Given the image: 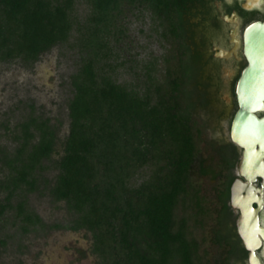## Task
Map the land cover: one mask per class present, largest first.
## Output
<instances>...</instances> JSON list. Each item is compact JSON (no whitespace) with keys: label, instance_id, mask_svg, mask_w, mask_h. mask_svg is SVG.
Listing matches in <instances>:
<instances>
[{"label":"trees","instance_id":"obj_1","mask_svg":"<svg viewBox=\"0 0 264 264\" xmlns=\"http://www.w3.org/2000/svg\"><path fill=\"white\" fill-rule=\"evenodd\" d=\"M78 1L87 8L81 20L74 8ZM196 1L0 0V62L32 65L57 45L80 53L70 79L62 155L51 160L57 128L49 119L30 113L17 124L12 136L17 146L0 159L6 171L0 179V222L12 211V224L21 232L45 228L26 206L28 194L44 191L70 215L65 225L49 228L90 233L98 264H197L198 244L189 237L185 218L175 216L196 155L186 105L196 92L186 89L197 83L189 75L197 55L186 58L184 51ZM123 2L148 11L159 35L179 50L174 73L168 65L159 81L148 68L142 91L113 77L124 66L114 46L123 34L116 24ZM45 162L57 171L52 181L42 176L49 169ZM145 169L146 177L132 184ZM197 171L209 173L200 163ZM215 242L229 246V258L245 259L227 235L217 233Z\"/></svg>","mask_w":264,"mask_h":264},{"label":"rangeland","instance_id":"obj_2","mask_svg":"<svg viewBox=\"0 0 264 264\" xmlns=\"http://www.w3.org/2000/svg\"><path fill=\"white\" fill-rule=\"evenodd\" d=\"M79 20L86 15V5L81 1L75 4ZM116 24L123 34L114 44L124 66L113 75L118 83H126L142 91L146 70H152L159 81L165 77L166 67L174 73L178 48L162 38L156 30L148 11H140L122 3ZM164 58H167V62ZM80 64V53L76 48L57 45L40 56L32 65H25L19 59L0 62V159L13 153L17 142L12 136L16 126L32 113L35 117L49 119V124L57 128L55 152L51 160L62 155L69 127L67 102L72 97L71 75ZM182 106L185 101L182 100ZM196 151L206 158L213 154L210 135L205 131L195 133L200 120L189 116ZM49 169L42 173L52 181L57 171L50 162ZM6 171L0 167V179ZM147 169L133 179L137 185L147 175ZM216 181L202 178L193 163L189 177L187 194L175 209L177 219L183 217L189 237L198 244L197 264H242L228 257V247L216 243L217 202ZM4 194H0V199ZM15 199L12 200V204ZM28 210L37 214L45 228L23 233L13 225V212L6 211L0 222V264H98L96 255L90 252L91 235L85 230L70 231L62 228H49L51 225H65L70 215L63 202H53L46 192H34L26 198Z\"/></svg>","mask_w":264,"mask_h":264},{"label":"flooded vegetation","instance_id":"obj_3","mask_svg":"<svg viewBox=\"0 0 264 264\" xmlns=\"http://www.w3.org/2000/svg\"><path fill=\"white\" fill-rule=\"evenodd\" d=\"M194 4V15L188 17L184 51L186 58L189 53L197 55L189 71L197 83L187 85V94L193 91L196 94L188 97L186 105L188 116L195 115L200 120L195 133L203 130L210 135L213 154L202 158L196 151L192 163L197 167L200 163L209 170L208 174L198 173L200 177L218 184L216 235L221 233L227 235L228 241L234 240L246 253L242 264H248L247 251L236 227L240 210L232 204L231 190L233 184L240 181L261 189L256 196L264 199V177L257 176L249 182L242 174L240 163L250 162L245 161L246 150L232 140L231 132L238 113L250 111L258 118L264 117V97L238 96L236 91L238 79L247 66L243 34L251 24L264 25V0H197ZM253 151L259 160L251 163H264V155L257 144ZM258 216L264 225V207ZM257 253L264 261L263 248ZM230 258V261L235 259L234 256Z\"/></svg>","mask_w":264,"mask_h":264},{"label":"water","instance_id":"obj_4","mask_svg":"<svg viewBox=\"0 0 264 264\" xmlns=\"http://www.w3.org/2000/svg\"><path fill=\"white\" fill-rule=\"evenodd\" d=\"M243 39L247 66L238 79L237 95L264 97V25L259 23L249 25L244 31ZM231 138L246 150L244 158L250 163H240L245 178L251 182L257 176L264 177V163H251L259 160L253 151L255 144L264 155V117L258 118L250 111L238 113L233 120ZM231 191L232 204L240 210L236 227L247 251V262L264 264L257 253L263 248L264 259V225H261L258 216V212L264 207V199L256 196V192H261V189L251 184L244 185L239 181L233 184ZM241 192H245V195H241Z\"/></svg>","mask_w":264,"mask_h":264}]
</instances>
